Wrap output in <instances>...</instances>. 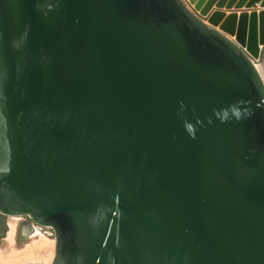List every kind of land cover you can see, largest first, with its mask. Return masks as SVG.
I'll list each match as a JSON object with an SVG mask.
<instances>
[{"label":"water","instance_id":"95a60500","mask_svg":"<svg viewBox=\"0 0 264 264\" xmlns=\"http://www.w3.org/2000/svg\"><path fill=\"white\" fill-rule=\"evenodd\" d=\"M250 14L246 48L185 0H0V213L52 264H264Z\"/></svg>","mask_w":264,"mask_h":264},{"label":"rangeland","instance_id":"374dc122","mask_svg":"<svg viewBox=\"0 0 264 264\" xmlns=\"http://www.w3.org/2000/svg\"><path fill=\"white\" fill-rule=\"evenodd\" d=\"M187 6L199 13L206 22L215 19V26L222 28L224 23L234 20L239 24L244 13H258L264 10V0L251 5L253 0H185ZM222 22V23H221ZM231 38L235 35L225 31ZM256 64L264 76V53L262 59L256 58ZM26 216H9L6 236L0 238V264H52L56 253V240L50 227L33 228L34 230L19 239L20 227Z\"/></svg>","mask_w":264,"mask_h":264},{"label":"bare ground","instance_id":"6f19581e","mask_svg":"<svg viewBox=\"0 0 264 264\" xmlns=\"http://www.w3.org/2000/svg\"><path fill=\"white\" fill-rule=\"evenodd\" d=\"M263 12H258V16L256 18V25L258 27V30H259V37H258V40H260V44L258 45L259 47L262 48V43H261V40H264V35L262 33V26L264 25V14ZM250 13H249V17H248V20H247V27H248V32L245 33V36H244V42H245V47L248 48V45L250 44L251 42V37H250V34H251V23H250ZM222 23V22H221ZM235 32L236 34L239 33V26H236V29H235Z\"/></svg>","mask_w":264,"mask_h":264},{"label":"flooded vegetation","instance_id":"af4514ba","mask_svg":"<svg viewBox=\"0 0 264 264\" xmlns=\"http://www.w3.org/2000/svg\"><path fill=\"white\" fill-rule=\"evenodd\" d=\"M263 53H264V50H263ZM9 216L8 215H3L0 213V238H3L5 236V233H6V230L8 228V225H7V218ZM28 218V227L27 229H31L33 230V227L30 226L31 223L33 224L34 227L38 226L36 223H34L28 216H26ZM39 228H43L41 226H38ZM22 229V228H21ZM26 229V228H25ZM20 236L22 237L23 236V233L22 231H20Z\"/></svg>","mask_w":264,"mask_h":264}]
</instances>
